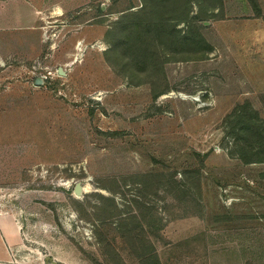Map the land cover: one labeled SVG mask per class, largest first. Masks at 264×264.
<instances>
[{
    "label": "rangeland",
    "instance_id": "374dc122",
    "mask_svg": "<svg viewBox=\"0 0 264 264\" xmlns=\"http://www.w3.org/2000/svg\"><path fill=\"white\" fill-rule=\"evenodd\" d=\"M255 1L222 0L195 22L213 47L207 58L170 60L162 80L132 84L106 60L105 33L141 0H0V216L20 227L11 264H117L116 252L119 264H145L142 239L162 264H264V162L231 155L238 106L264 127V0ZM175 171L189 194L140 189V175ZM114 179L120 192L101 187ZM102 195L123 216L142 218L136 200L153 207L135 244L118 217L99 220Z\"/></svg>",
    "mask_w": 264,
    "mask_h": 264
},
{
    "label": "trees",
    "instance_id": "16d2710c",
    "mask_svg": "<svg viewBox=\"0 0 264 264\" xmlns=\"http://www.w3.org/2000/svg\"><path fill=\"white\" fill-rule=\"evenodd\" d=\"M253 1V8H257V2L251 0ZM114 3H117L116 0ZM141 4V7L137 9H133V3L125 5L113 27L105 33L106 42L110 44L109 49L105 51L106 60L132 84H139L144 80H162L165 63L170 60L205 59L212 53V45L195 22L201 16L203 20L215 17V9L218 6L222 7V0H141ZM194 6L198 9L191 15L194 12ZM99 9L102 10L103 7L100 6ZM181 21L188 23V30L185 32L177 27ZM155 91V97L165 92L159 88ZM247 109L246 104L240 105L233 114H230L231 133L234 135L231 155L246 164L264 162V127L258 119L254 118L258 116V113L252 115ZM101 133L113 135L112 132ZM140 176L139 179L143 185L140 189L143 190L149 187L160 188L169 185L170 191H181L185 195L191 189L189 177L185 174L184 180L178 179L176 171L172 174L171 180L156 173H146ZM199 179L196 178L198 182ZM124 180L126 186L127 179ZM113 182L116 186L112 189L106 185L101 187L113 193L120 192L119 182L115 179ZM102 198L103 206L105 203L106 205L99 208L101 211L99 217L102 214L106 215L105 218L100 217L99 220L106 225L118 217L119 227L129 237L130 244H135L137 242L135 230L143 228L144 220H153V207L136 200L142 210V218L139 219L135 213L123 216L124 211L118 208L115 198L104 195ZM75 203L78 205L80 202L75 201ZM80 204V208H77L83 211V204ZM96 232L98 233V229ZM102 243L105 245L103 241ZM110 245L111 243L107 241L106 247ZM151 248L152 244L142 239L139 246V256L142 257V262L162 264L156 254L154 260L148 259ZM114 259L117 264L123 260L118 252L115 253Z\"/></svg>",
    "mask_w": 264,
    "mask_h": 264
},
{
    "label": "crops",
    "instance_id": "0c3cea01",
    "mask_svg": "<svg viewBox=\"0 0 264 264\" xmlns=\"http://www.w3.org/2000/svg\"><path fill=\"white\" fill-rule=\"evenodd\" d=\"M19 233L20 227L13 216H0V264H11Z\"/></svg>",
    "mask_w": 264,
    "mask_h": 264
},
{
    "label": "water",
    "instance_id": "95a60500",
    "mask_svg": "<svg viewBox=\"0 0 264 264\" xmlns=\"http://www.w3.org/2000/svg\"><path fill=\"white\" fill-rule=\"evenodd\" d=\"M59 71H60V73H61L62 75H64V74H63V68H62V67L59 68ZM41 81H43L41 78H38V79L36 80V82H37L38 84L41 83ZM74 192H75V194H76L77 196H79V197L83 196L84 187H83V185H82L81 182H79V183L76 184L75 189H74ZM47 261H51L53 264H57V262H56L54 259L50 258V257H47Z\"/></svg>",
    "mask_w": 264,
    "mask_h": 264
},
{
    "label": "built area",
    "instance_id": "2783aa9c",
    "mask_svg": "<svg viewBox=\"0 0 264 264\" xmlns=\"http://www.w3.org/2000/svg\"><path fill=\"white\" fill-rule=\"evenodd\" d=\"M84 48H86V47L83 46V44H82L81 41L77 43V45H76V49H77L78 51L81 52V51H83Z\"/></svg>",
    "mask_w": 264,
    "mask_h": 264
}]
</instances>
